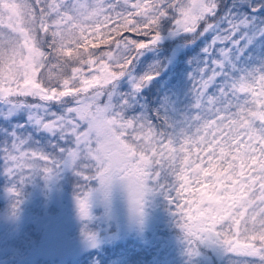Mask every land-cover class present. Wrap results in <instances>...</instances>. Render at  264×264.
Listing matches in <instances>:
<instances>
[{
  "label": "snow or ice",
  "instance_id": "1",
  "mask_svg": "<svg viewBox=\"0 0 264 264\" xmlns=\"http://www.w3.org/2000/svg\"><path fill=\"white\" fill-rule=\"evenodd\" d=\"M0 24V175L15 208L25 183L68 167L82 217L90 182L107 197L120 180L134 216L146 192L164 196L190 251L209 241L227 264H264V0H0ZM164 25L203 40L179 120L140 96L162 65L131 75Z\"/></svg>",
  "mask_w": 264,
  "mask_h": 264
},
{
  "label": "rangeland",
  "instance_id": "2",
  "mask_svg": "<svg viewBox=\"0 0 264 264\" xmlns=\"http://www.w3.org/2000/svg\"><path fill=\"white\" fill-rule=\"evenodd\" d=\"M81 2L87 3L88 0H81ZM4 20L6 23L7 18L5 17ZM7 31L9 29L0 24V35ZM161 58L164 59L165 56L158 52L144 55L141 60L139 59V63L131 72V75L139 77L150 72L152 66L162 60ZM181 86H186L187 90L188 83L182 82ZM119 87L121 91L128 89L127 76L121 78ZM179 92L181 94L183 90ZM187 93L191 95V92ZM140 96L143 101L142 94ZM180 106L176 104V108L173 110L176 116L172 118L171 114V120H179L191 111L183 107L180 108ZM168 110H171V108L168 107ZM163 113L166 114V112ZM18 118L22 119L23 117ZM193 155H195V149ZM56 173L59 176L56 177L55 174L48 185L51 192L49 203L44 205V214L35 216L37 213H29L30 211L24 214L25 217L33 219L31 223L34 226L29 225L23 230L25 234L23 238L34 236L36 237L34 240H37L34 242L19 240L24 253H29L26 255L27 261L25 264H42L45 257H48L45 259H49V257L61 259V257L68 255H86L93 252L94 249L103 248L104 246L108 248L113 245L116 249L117 244L119 245L123 238H127V243H131L133 242L132 237L146 238L147 246L154 248L160 254L158 263L162 261L172 263L173 260L168 259L171 256L177 258L175 264H227V258L211 242L208 241L211 244L213 262L210 258L205 257L203 260L199 254L196 255V247L195 251H190V246L183 235L179 236L182 240H178L177 235L172 234L173 227L170 224V219H173L174 215L164 196L158 191L153 190L145 193L141 206L142 214L134 216L130 211L127 187L122 181H113L107 197L97 191L99 188L98 182L92 181L88 186L91 190L88 216L82 217L76 199L80 178L68 167H63ZM184 198L180 201L182 205L190 197L187 195ZM34 204L35 201L32 202V205ZM194 208L195 205H193ZM18 209L19 213L26 211L23 204ZM185 212H187V209H185ZM24 224L20 223L21 227ZM30 227L35 230L34 235L30 233ZM101 231H106V234L100 233ZM34 243L39 246L32 255L29 252L31 249H25L29 248V245H34ZM11 244H14V242H11ZM132 244L130 246L126 244V247L122 246L123 248L118 247L117 251L121 254L130 253L128 248L133 247ZM0 250L2 251V248ZM126 258L131 261L130 258ZM114 263L124 264L117 257H115Z\"/></svg>",
  "mask_w": 264,
  "mask_h": 264
},
{
  "label": "trees",
  "instance_id": "3",
  "mask_svg": "<svg viewBox=\"0 0 264 264\" xmlns=\"http://www.w3.org/2000/svg\"><path fill=\"white\" fill-rule=\"evenodd\" d=\"M124 35L132 36L133 34L124 33ZM202 46L203 40H199L191 45H186L184 43V37L181 34L171 35L167 26H162L160 40L155 46L144 50L132 65L133 71L139 63V59L141 60L144 55L149 53L158 52L162 56H165L164 59L161 58L162 60L152 66L154 68L157 64H160L163 66V70L141 92L144 103H146L150 109H160L162 113L166 112L169 118L171 114L172 118H175L176 113L174 114L173 110L176 108V104L178 106L181 105L180 108L183 107L184 109L191 110L190 105L192 104V96L188 95L187 92H190L192 82L188 78L190 67L187 61L190 57L195 56ZM101 48L106 50V46L104 45H101ZM153 68H151V70ZM182 82H185V84L188 83L187 90L186 86H181ZM181 90H183V93L180 94L179 91ZM168 107L171 108L172 111L168 110ZM40 163L42 164L43 162ZM0 168H2V165H0ZM55 176L58 177L59 175L56 173ZM51 181L52 179L45 181L41 177L36 176L35 179L32 178L30 182L25 183L21 188L19 197L21 203L19 206L23 204L27 212L19 213V211L18 218L13 225L0 224V248H2V251L0 250V264L26 263V255L29 253H24L19 240L24 242H34L37 240H34V238L36 239L34 236L23 238V236H25L23 230L29 225L34 226V224L31 223L33 219L25 217L24 214H27L29 211V213H37L35 216L44 214V205L49 203V194L51 190L48 188V185ZM9 186L10 182L5 179L4 175H0V210H4L6 206L12 204L15 199L6 191V188ZM175 195L176 193L174 192L173 196ZM187 195H189L187 192L183 193L184 197ZM33 201H35L34 205H32ZM20 223L25 224L21 227ZM170 224L173 227L172 234L175 233L177 239L182 240L179 236H184V233L177 225L175 217L170 219ZM30 229V233L34 235L35 230H32V227H30ZM100 233L106 234V231H101ZM138 238L139 237H132L134 243H127L128 239L123 238L121 242H119V245L117 244L120 248L122 246L126 247V244L130 246L133 243V247L128 248L130 253L121 254L117 251L118 247L115 249L113 245H111L108 248L104 246L103 248L94 249L93 252L86 255H68L66 257H61V259H53L51 257L45 259L48 258L45 257L42 264H115V257H117V259L120 258L124 264H157L160 259V254L154 248H151L149 245L147 246L148 242L146 238ZM11 242H14V244H11ZM38 246V244L35 245L34 243V245H29V248L25 250L31 249L29 252L33 255ZM195 247L196 255L199 254L203 260L205 257L210 258L213 262L214 258L210 248L211 244L208 241L197 243ZM126 257L130 258L131 261H128ZM168 259H172V263L162 261L158 264H175L177 260L176 257L172 258L171 256H169Z\"/></svg>",
  "mask_w": 264,
  "mask_h": 264
},
{
  "label": "clouds",
  "instance_id": "4",
  "mask_svg": "<svg viewBox=\"0 0 264 264\" xmlns=\"http://www.w3.org/2000/svg\"><path fill=\"white\" fill-rule=\"evenodd\" d=\"M19 209L12 204L6 206L4 210H0V224L13 225L18 218Z\"/></svg>",
  "mask_w": 264,
  "mask_h": 264
}]
</instances>
